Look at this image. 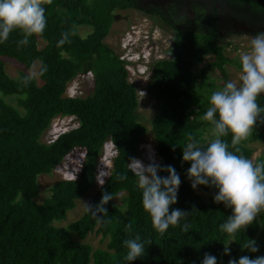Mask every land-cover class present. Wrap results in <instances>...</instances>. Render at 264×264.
Listing matches in <instances>:
<instances>
[{"label":"trees","instance_id":"16d2710c","mask_svg":"<svg viewBox=\"0 0 264 264\" xmlns=\"http://www.w3.org/2000/svg\"><path fill=\"white\" fill-rule=\"evenodd\" d=\"M204 1L209 12L203 28L175 27L167 50L169 58L152 59L148 64L146 93L160 105L150 123L157 163L173 166L181 180L177 203L170 206V212L176 208L189 211L180 227L170 226L164 235L152 227L142 206L137 177L128 169L130 158L139 156L138 145L147 133L137 111L136 84L128 81L129 73L120 55L104 42L115 21L114 10L132 4L124 0H52L44 5L46 28L42 36H32L28 45L18 47L23 35L13 31L0 44V264H201L205 253L215 256L217 264H228L229 259L244 255L264 256V212L244 231L229 237L219 225L232 210L214 203L215 188L198 186L202 194L193 189L186 175L190 163L182 161L190 135L202 148L213 138L212 125L202 119L210 106L205 95L214 86L207 71L219 72L222 88L227 82L226 66L241 69L240 63L226 56L219 45L222 39L237 34L232 26L227 29L223 25H244L253 35L264 32V0ZM155 14L161 24L172 27L161 10L147 15L153 19ZM81 26L92 31L81 37ZM73 30L71 43L58 46L62 34ZM5 57L26 68L36 60L39 68L46 65V73L38 76L41 84L34 78L25 86L23 72L10 77ZM87 73L93 82L91 94L85 98L66 96L69 83ZM257 103L264 108V94L258 96ZM57 117H74L78 125L47 142L45 134ZM221 139L228 143L229 151H235L231 133ZM263 139L264 123L258 121L251 136L235 146L240 149L237 154L251 159L253 150L247 142ZM106 142L115 144L119 155L112 158L109 175L95 190L90 204H98L102 193L110 192L113 199L105 205V219L110 223L98 224L91 214L83 212L64 227L55 225L94 189ZM74 149L84 153L75 181H56L49 197L35 203L40 191L38 177L51 175ZM259 161L264 159L259 157L254 162ZM117 174H126L127 179L119 180ZM158 174L167 176V172ZM120 193H125L122 207L113 201ZM185 222L190 225L187 233L181 231ZM127 224L132 225L131 233L125 231ZM90 233L108 240L105 249H93L85 242ZM136 234L141 242L150 243L145 244L143 256L128 262L123 241ZM247 240L256 241L258 252L241 249ZM225 246L231 250L229 255L223 254Z\"/></svg>","mask_w":264,"mask_h":264},{"label":"clouds","instance_id":"9594fccd","mask_svg":"<svg viewBox=\"0 0 264 264\" xmlns=\"http://www.w3.org/2000/svg\"><path fill=\"white\" fill-rule=\"evenodd\" d=\"M51 3L52 0H0V44L5 43L13 31H19L23 35L18 47L28 45L32 36H42L46 28L44 5ZM70 35H75V31L63 33L58 46L71 43ZM126 45H131L128 49L133 48V42ZM138 59L135 63L128 62L147 70L152 59L147 62L143 54ZM240 65L236 80H229L222 88L212 92L210 106L202 117L212 125L213 138L202 148L190 135L182 155V161L190 163L186 175L191 181V187L215 188L217 191L213 197L214 203H222L232 210L226 221L219 225L220 230L229 237L244 231L264 212V161L254 162L243 154H237L240 149L235 147L251 136L258 121L264 123V118L261 117L264 108L257 103L258 96L264 94V32L251 38L249 49L240 56ZM46 71V65H41L38 72L34 65L33 71L22 78V83L27 86L31 80L44 75ZM141 73L143 74L142 71ZM229 133L235 151H229L228 143L221 139ZM112 146L111 156L115 158L119 155V149L115 144ZM137 158H130L128 169L137 177V186L142 192V206L151 218L152 227L160 235H164L170 226L180 227V222L186 221L189 215V211L179 208L170 212V206L178 200L181 184L179 174L171 165L161 166L156 163L153 156L149 157L150 162L147 165ZM104 167L107 170L111 168L109 164ZM160 172H167V176L159 175ZM105 177L106 175H102L97 181L96 176L95 182L103 185ZM71 179L75 181L76 176ZM117 179L125 180L127 175L117 174ZM112 199L111 193L104 191L98 204L82 202L83 210L91 214L98 224L107 225L110 220L105 219L108 216L105 205ZM189 229L190 225L185 222L181 231L187 233ZM125 231L131 233L132 225H125ZM231 242L233 241L229 243ZM146 243L150 242H141L139 234L125 239L123 244L127 254L124 259L131 262L143 256ZM241 249L256 253L259 246L256 241L247 240ZM230 251L225 246L223 254L229 255ZM201 264H217V258L205 253ZM228 264H264V256L251 258L244 255L238 260L229 259Z\"/></svg>","mask_w":264,"mask_h":264},{"label":"rangeland","instance_id":"374dc122","mask_svg":"<svg viewBox=\"0 0 264 264\" xmlns=\"http://www.w3.org/2000/svg\"><path fill=\"white\" fill-rule=\"evenodd\" d=\"M121 18H118L114 21L109 35L106 37L104 42L113 48L122 58L125 60L135 63L141 54L146 56L147 62L151 59L154 61L162 60L169 58V54L167 50L170 48L171 40H172V32L167 27L162 26L160 24H152L147 18L141 15L129 13L123 14L121 13ZM152 33L149 31L150 28ZM134 29V30H133ZM237 32V34L224 38L220 41L219 45L224 48V54L240 63V56L243 52L247 51L250 46V40L254 36L252 33L246 32L243 28H235L233 29ZM92 31L91 27L81 26L78 28V33L81 37H86ZM135 31L134 34L131 32ZM128 33L131 34L128 35ZM133 42V48L128 49L131 45H126V43L131 44ZM39 45H42V42L39 41ZM148 54V55H147ZM5 63V69L8 75L12 78H16L19 73L23 72L28 74L33 71V66H36V71L38 72V68L40 62L36 60L31 68H26L24 65L16 62L10 58H3ZM146 62V63H147ZM207 62V60L203 63V65ZM131 68L130 77L132 82L136 84L137 89V98H138V113L140 122L146 127L147 133L141 138L140 143L138 145L139 156L137 159L142 161L145 165H147L150 160L149 157L153 156L155 162H158V157L154 151V141L153 134L151 132L150 123L154 116L158 113L160 109V105L155 102L147 93H146V85L149 82L150 71L149 67L141 68L140 65H129ZM139 70V71H138ZM143 72V74L141 73ZM198 72V69H195V73ZM226 81L236 80L240 69L236 66H226ZM207 77L209 81L214 84L212 91L210 94L205 95L206 99L209 100L213 91L219 90L223 80L220 77V74L215 69H210L207 71ZM38 84H41L38 76L35 78ZM93 88V82L91 75L88 76H78L67 86L65 95L68 97H80L85 98L91 94ZM144 94V95H143ZM12 105H15V102L9 100ZM77 120L74 117H57L54 118L51 122L49 129L47 130L45 137L52 138L56 137L59 134L67 132L75 127H77ZM43 140V138H42ZM208 140H206L207 142ZM105 150L104 154L102 152V156L98 163L97 168V181H99L100 176L109 175V170H107L104 166L105 164H109L111 167L112 156L111 153L113 151V146L110 142H106L104 144ZM247 146L253 150V154L251 160L255 161V159L261 157L264 159V139L261 142H247ZM82 151L79 149H74L71 151L64 159V161L57 166L51 175H41L38 177V183L40 187V191L38 196L33 200L35 203L40 204L50 195V187L53 183L60 179H71L79 171L80 164L82 162ZM148 159V160H146ZM105 177V178H106ZM104 178V180H105ZM103 180V181H104ZM101 186L98 183H95V187L91 190L85 197L78 200L76 202V207L69 211L66 214V218L61 222H56L55 225L64 227L68 225L70 222L78 219L83 210V203H90V200L95 192V190ZM197 192L202 194L201 189L197 186ZM125 193L118 194L113 200L115 204L122 207L124 205L123 198ZM107 239H102L101 235H97L96 233L88 234L85 242L90 244L93 249L101 248L105 249L107 244Z\"/></svg>","mask_w":264,"mask_h":264},{"label":"flooded vegetation","instance_id":"af4514ba","mask_svg":"<svg viewBox=\"0 0 264 264\" xmlns=\"http://www.w3.org/2000/svg\"><path fill=\"white\" fill-rule=\"evenodd\" d=\"M132 4L131 7H126L124 9H116L113 12L114 20L121 18V13L123 14H137L144 16L151 22H156L162 26L160 18L155 14L153 19L148 17V13L152 10H161L165 16L172 22V27H167L171 30L172 34L174 28L180 29H194L201 30L203 28V20L206 14L209 12V7L206 6L204 0H124ZM133 5H135L133 7ZM138 6V7H137ZM140 8V9H139ZM222 21V20H221ZM230 26L235 28H243V30H248L244 25H223L224 28H229Z\"/></svg>","mask_w":264,"mask_h":264},{"label":"built area","instance_id":"2783aa9c","mask_svg":"<svg viewBox=\"0 0 264 264\" xmlns=\"http://www.w3.org/2000/svg\"><path fill=\"white\" fill-rule=\"evenodd\" d=\"M151 29H153V28L151 27L149 30H151ZM133 30H134V29H133ZM150 32L152 33V30L149 31V33H150ZM131 33L134 34L135 31H132ZM128 35H130L129 37H131V34H130V33H128ZM126 44H127V43H126ZM120 60H122V61L125 62L124 67H125V69L128 71V73L130 74L131 68H130V66H129V65H130L129 62H128L127 60H125V58H122V57H120ZM88 75H91V74H90V73H87L86 75H81V76H88ZM128 81H129L130 83H134V82H132L130 75H129ZM57 136H58V135H57ZM57 136H56V137H57ZM56 137H52V138H49V139L47 138V142H52V141H54Z\"/></svg>","mask_w":264,"mask_h":264},{"label":"bare ground","instance_id":"6f19581e","mask_svg":"<svg viewBox=\"0 0 264 264\" xmlns=\"http://www.w3.org/2000/svg\"><path fill=\"white\" fill-rule=\"evenodd\" d=\"M105 146L103 147V154H104Z\"/></svg>","mask_w":264,"mask_h":264}]
</instances>
